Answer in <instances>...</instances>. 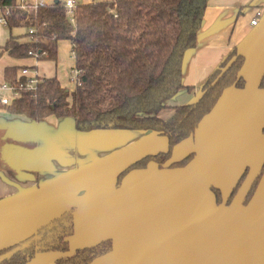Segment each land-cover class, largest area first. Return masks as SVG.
Masks as SVG:
<instances>
[{
    "label": "crops",
    "instance_id": "1",
    "mask_svg": "<svg viewBox=\"0 0 264 264\" xmlns=\"http://www.w3.org/2000/svg\"><path fill=\"white\" fill-rule=\"evenodd\" d=\"M235 49L246 57L245 88L226 90L164 167L150 162L132 170L118 188V176L132 163L168 149L165 136L83 133L72 118L35 122L0 106V249L25 243L74 212L69 252L38 253L30 264H55L104 240L112 241V250L92 264H264V172L247 200L264 163V0H207L197 45L183 57L182 82L191 89L168 104L197 102L209 76ZM190 154L188 165L170 167ZM213 189L220 191V203Z\"/></svg>",
    "mask_w": 264,
    "mask_h": 264
},
{
    "label": "trees",
    "instance_id": "2",
    "mask_svg": "<svg viewBox=\"0 0 264 264\" xmlns=\"http://www.w3.org/2000/svg\"><path fill=\"white\" fill-rule=\"evenodd\" d=\"M17 0H0V17L10 31L1 53L13 60L29 58L57 62L62 42H69L79 71L76 89L69 91L57 77L40 78L35 90L20 91L7 112L42 122L54 116L72 118L79 132L95 130L150 131L168 140V149L132 163L119 176L143 169L150 162L164 167L174 149L193 139L201 123L215 110L226 90L244 89L246 57L232 50L202 87L197 102L170 106L168 101L191 87L182 82V63L187 50L197 45L207 0H112L80 4L72 17L63 2L40 3L35 11L18 8ZM9 11L8 15L6 12ZM15 28L26 33L14 36ZM32 31V32H31ZM27 67L9 66L5 83L25 86ZM264 88V77L260 83ZM172 112L167 119L165 112ZM193 154L170 167L189 164ZM264 172L256 179L247 200ZM242 180V179H241ZM239 184L234 189L236 192ZM217 202L221 193L213 189ZM75 233V214L68 212L40 228L28 241L0 249V264H30L38 253L69 252ZM112 250V241L77 249L55 264H92Z\"/></svg>",
    "mask_w": 264,
    "mask_h": 264
},
{
    "label": "rangeland",
    "instance_id": "3",
    "mask_svg": "<svg viewBox=\"0 0 264 264\" xmlns=\"http://www.w3.org/2000/svg\"><path fill=\"white\" fill-rule=\"evenodd\" d=\"M25 29L15 28L12 30L14 36H21L25 34ZM10 35V31L7 29L5 24L0 21V48L5 45V42ZM69 42H62L59 47V54L57 62H51L48 60H32L28 59L23 64L15 65L22 66L27 65L33 78H53L58 77L62 79V83L69 91L76 89V84L72 80L73 73L75 71V59L71 52ZM13 60L6 54L0 52V84H4L3 70L5 67L12 65ZM72 73V74H71ZM0 95L11 96V93H0Z\"/></svg>",
    "mask_w": 264,
    "mask_h": 264
},
{
    "label": "built area",
    "instance_id": "4",
    "mask_svg": "<svg viewBox=\"0 0 264 264\" xmlns=\"http://www.w3.org/2000/svg\"><path fill=\"white\" fill-rule=\"evenodd\" d=\"M18 2V8L23 10V11H35L40 4L38 0H17ZM64 7L67 10V15L72 17L74 14V10L78 6L75 0H65L64 1ZM9 11L6 12V15H8ZM261 13H257V17H259ZM0 21L6 24V17L2 16L0 17ZM257 24V19H254L252 21V25ZM32 32V31H31ZM22 75L27 77V83L25 86H19V89L17 87L9 84V83H4L0 84V93H11V96H5V95H0V104L1 105H10L12 101L20 96V91H25V90H35L37 84L40 82L41 77L33 78V76L30 73L29 68H24L22 70ZM78 74L79 71L75 69L72 80L75 82V84L78 83Z\"/></svg>",
    "mask_w": 264,
    "mask_h": 264
}]
</instances>
